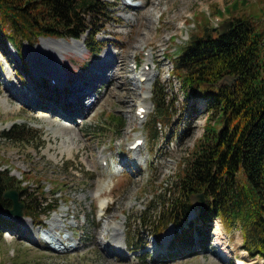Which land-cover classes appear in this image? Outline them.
Segmentation results:
<instances>
[{
    "label": "rangeland",
    "instance_id": "rangeland-1",
    "mask_svg": "<svg viewBox=\"0 0 264 264\" xmlns=\"http://www.w3.org/2000/svg\"><path fill=\"white\" fill-rule=\"evenodd\" d=\"M105 1L110 9L102 18L104 28L93 38L98 45L86 44L85 37L81 55L69 52L56 58L49 48L52 43L44 47L38 41L22 47L26 63L22 67L11 46L0 45V135L13 125L32 132L23 143L0 136V170L9 168L11 175L30 183V189L44 188L51 205L60 203L61 191L68 194L44 221L50 235L46 241L57 249L36 239L42 229L23 216L0 238V264H234L240 259L244 264H264V258L243 250L240 231L228 230L219 219L229 240L228 259L213 233L217 220L206 233V244L193 235L191 250L173 244L176 228L169 226L156 241L135 221L143 210L158 213L160 196L175 183L205 126V106L184 95L170 75L166 55L176 57L204 26L218 31L235 18L264 24V0ZM90 44L94 56L86 47H93ZM107 50L114 55L104 61ZM150 60L154 66L147 83L137 85L136 73L145 64L148 70ZM95 72L101 82L95 80L91 86L86 78L95 77ZM76 84L91 95L76 104L87 98L85 103L94 100L90 107L82 110L66 99ZM33 97L36 108L21 100ZM156 97L167 114L157 112ZM60 98L65 100L63 119L54 114L52 105ZM138 105L145 109L142 115L134 113ZM191 105L198 115L193 120L188 119ZM76 107L80 116H75ZM112 119L123 120L124 127L119 129ZM136 139L143 144L130 149L128 144ZM120 160L128 166L121 167ZM195 217L192 212L189 220ZM135 236L144 246L131 250L129 241Z\"/></svg>",
    "mask_w": 264,
    "mask_h": 264
},
{
    "label": "trees",
    "instance_id": "trees-1",
    "mask_svg": "<svg viewBox=\"0 0 264 264\" xmlns=\"http://www.w3.org/2000/svg\"><path fill=\"white\" fill-rule=\"evenodd\" d=\"M109 9L105 0H0V45L11 46L26 67L22 47L35 45L40 38L80 40L85 36L86 44L96 43L93 38L104 28L102 18ZM86 47L96 54L94 46ZM166 56L172 66L170 75L178 80L184 95L205 101V126L175 183L160 196L158 213L143 210L135 221L140 231H147L156 241L169 226L176 228L173 244L191 250L193 235L206 244V233L219 219L228 230L240 231L243 250L264 258V24L235 18L224 34L204 26L200 35L190 36L176 57ZM227 77L234 79L232 86L221 83ZM160 100L156 97L157 112L167 114ZM196 110L191 105L189 120L198 116ZM112 120L119 129L124 127L123 120ZM30 133L24 126L13 125L0 136L23 143ZM11 172L0 170V238L6 229L17 226V221L5 216L12 208L3 199L5 191H17L24 217L41 229L68 195L61 191L60 203L51 205L44 188L30 189V183ZM198 194L204 197L202 208L191 202ZM192 212L196 217L191 221ZM143 246L137 236L130 238L131 250Z\"/></svg>",
    "mask_w": 264,
    "mask_h": 264
},
{
    "label": "bare ground",
    "instance_id": "bare-ground-1",
    "mask_svg": "<svg viewBox=\"0 0 264 264\" xmlns=\"http://www.w3.org/2000/svg\"><path fill=\"white\" fill-rule=\"evenodd\" d=\"M46 43H48V44H50V43H52L53 45H51V47H49L50 48V50L52 51V52H56L57 53V57L56 58H62L63 57V54L64 53H69V52H73V53H76V54H82V52H83V49H84V47H83V45H84V39H81V41H77V42H75V41H72V43H68V44H64V43H60V44H58L59 42H56V43H54V42H46V41H43L42 42V46H46V45H48V44H46ZM63 44V45H62ZM53 47H55V48H53ZM53 48V49H52ZM37 51L38 50H40L39 48L38 49H36ZM42 50V49H41ZM114 54H113V51L112 50H107V51H105V53H104V55L102 56V59L104 60V61H106V60H108V57H111V56H113ZM49 57H52V56H49ZM26 58V57H25ZM32 58H34V57H32ZM30 60V59H29ZM35 61H36V58L35 59H32V61H30V64L32 63V64H35ZM38 61V60H37ZM48 61V60H47ZM147 63H148V65H150L149 66V69L148 70H146L145 68H146V65L147 64H145V67L143 68V69H141L138 73H136V75L135 76H137V78H136V84L137 85H140V84H146L147 83V81H148V77L150 76V74H151V72H152V68H153V66H154V63H153V61L152 60H150L149 62L147 61ZM133 65H135V63L133 62ZM32 66V65H31ZM43 69V68H42ZM53 70L51 69L50 70V72H52ZM98 71V70H97ZM94 74V73H93ZM38 75V74H37ZM95 77H93L94 75H91L90 77H87L86 78V80L88 81V84H90L91 86L92 85H95L94 83L97 81V80H99L100 78H101V76H99V74L98 73H96L95 72ZM102 75V74H101ZM96 80V81H95ZM112 80V77H110L109 78V81H111ZM99 82H101L100 80L97 82V83H99ZM61 85H62V82H59ZM66 85V84H65ZM79 85V86H78ZM91 86H89V87H91ZM65 88L66 87H64V85L61 87V89L64 91L65 90ZM75 88L76 89H72L69 93H68V95L66 96V99H68V98H71L72 100H69V102L71 103V104H76L81 98H83V97H86V96H88V95H90V91H88V87L86 88V90L85 91H88L86 94H84L83 92H82V89L80 88V84H76L75 85ZM76 94H78V96H76ZM91 96V95H90ZM90 96H89V98H90ZM61 100H59L56 104H52V105H55V107H54V114L55 115H58V116H60L61 117V119H63V106H64V102H65V100H63L62 98H60ZM21 100H23V103L24 104H27L28 106H30V107H37V104H36V101L37 100H35V98L33 97V100H24V98H22ZM87 100V98H84L82 101H80L79 102V104H80V106H82V110L83 109H85V108H88V107H90V104H92L91 102L92 101H94V100H92V101H90V100H88V103L86 102L85 103V101ZM142 100H145L144 98L142 99ZM79 104H76V105H79ZM200 104L203 106L204 105V103L201 101L200 102ZM57 106V107H56ZM66 107V106H65ZM56 108V109H55ZM76 109H77V112H75V116H80L81 114H80V112H79V109H78V107H76ZM141 109H143V113L145 112V109L144 108H142V107H140V105H138L137 106V108H136V111L134 112L135 113V115H136V113L139 111V110H141ZM143 113H140V114H143ZM141 117V116H140ZM133 143H130V144H128V145H132ZM138 149V148H137ZM136 150V149H135ZM135 153V152H134ZM102 162H104V161H106V159L105 158H101L100 159ZM120 163H121V167H127L128 166V164L125 162V161H122V160H120ZM22 221V220H21ZM215 229H214V234L216 235V237H217V239L221 242V246H222V248L223 249H225V248H227V245H228V242H229V240H228V238H227V236L225 235V232H224V229H223V226H222V224H221V222L220 221H218V219H217V221H216V223H215V227H214ZM50 230V229H49ZM45 236H49L50 237V235H49V232H43V233H38V234H36L35 235V238L36 239H39L41 242H43V243H45V244H47V245H49V247H51L52 249H57L56 247H53L52 246V244H51V242H48V241H46L47 240V238L45 237ZM45 237V238H44ZM51 239L52 240H55L53 237H51ZM51 239H49L50 241H51ZM61 250V249H60ZM59 250V251H60ZM224 252H226L225 253V256H226V258L228 259L229 258V254L227 255V250L225 249V251ZM240 260H242V259H240ZM243 261V264H244V260H242Z\"/></svg>",
    "mask_w": 264,
    "mask_h": 264
},
{
    "label": "water",
    "instance_id": "water-1",
    "mask_svg": "<svg viewBox=\"0 0 264 264\" xmlns=\"http://www.w3.org/2000/svg\"><path fill=\"white\" fill-rule=\"evenodd\" d=\"M230 28V23L229 22H224L221 27L218 28V31L220 34L226 33V31ZM81 39L85 40V36H82ZM80 39V40H81ZM39 41L43 42H59V43H64L68 44L69 42L72 41H79L76 39H70V40H65V39H53V38H40ZM234 79L232 77H227L225 78L221 83L222 84H227L228 86H232ZM14 175V174H13ZM18 177V175H15ZM3 199L8 200L12 203V208L7 211L5 216L9 219L15 220V221H21L23 219V211H24V205L20 202L19 195L17 191L15 190H7L3 193ZM191 202L194 204L196 208H202L204 205V197L203 194H198L194 195L191 198Z\"/></svg>",
    "mask_w": 264,
    "mask_h": 264
}]
</instances>
